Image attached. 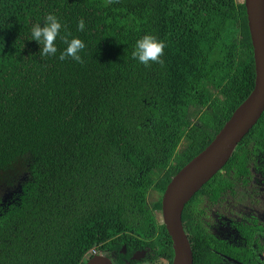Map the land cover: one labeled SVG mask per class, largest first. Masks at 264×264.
<instances>
[{"label": "trees", "instance_id": "16d2710c", "mask_svg": "<svg viewBox=\"0 0 264 264\" xmlns=\"http://www.w3.org/2000/svg\"><path fill=\"white\" fill-rule=\"evenodd\" d=\"M49 13L84 42L82 62L59 59V38L39 56L30 28ZM146 34L163 42L162 62L132 58ZM255 77L244 0H0V264H86L94 251L126 264L145 249L144 262L172 264L163 195ZM260 152L264 113L184 209L193 264H216L220 243L202 225L204 199L248 181Z\"/></svg>", "mask_w": 264, "mask_h": 264}, {"label": "water", "instance_id": "95a60500", "mask_svg": "<svg viewBox=\"0 0 264 264\" xmlns=\"http://www.w3.org/2000/svg\"><path fill=\"white\" fill-rule=\"evenodd\" d=\"M254 49L255 85L249 97L233 113L215 139L189 162L167 186L162 199V219L172 239V264H193L191 242L183 226V212L193 197L209 183L233 157L238 145L264 113V0H244ZM122 253L126 254V247ZM138 252L132 261L145 258ZM86 264H114L106 254H95Z\"/></svg>", "mask_w": 264, "mask_h": 264}, {"label": "flooded vegetation", "instance_id": "af4514ba", "mask_svg": "<svg viewBox=\"0 0 264 264\" xmlns=\"http://www.w3.org/2000/svg\"><path fill=\"white\" fill-rule=\"evenodd\" d=\"M249 170L248 181L240 179L214 202L204 199V211L200 214L202 225L215 242H220L212 243L210 248L216 264H264V153L253 157ZM250 185L260 189L261 197L239 198L238 193L243 191L246 195ZM143 251L147 253V260L150 259V250ZM143 251L135 252L132 257ZM236 254L239 260L233 257ZM132 257L125 263L134 262Z\"/></svg>", "mask_w": 264, "mask_h": 264}, {"label": "clouds", "instance_id": "9594fccd", "mask_svg": "<svg viewBox=\"0 0 264 264\" xmlns=\"http://www.w3.org/2000/svg\"><path fill=\"white\" fill-rule=\"evenodd\" d=\"M85 27V22L81 19L78 24V31H84ZM63 28L64 25L60 18L49 13L44 17L42 23H35L31 26L30 41H35L40 45V57H47L56 55L58 51L56 41L59 38L66 45L64 50L60 52L59 59L65 60L70 57L72 60L82 62L79 53L85 48L84 42L78 37L68 39L62 35ZM163 49L162 41L154 35L146 34L136 40L132 58L145 66H149L150 62L160 63L162 62L160 57L163 54Z\"/></svg>", "mask_w": 264, "mask_h": 264}, {"label": "rangeland", "instance_id": "374dc122", "mask_svg": "<svg viewBox=\"0 0 264 264\" xmlns=\"http://www.w3.org/2000/svg\"><path fill=\"white\" fill-rule=\"evenodd\" d=\"M259 194H261L260 193V189L258 188V189H255V186L254 185H250L248 188H247V190H246V195H245V193L242 191V192H239L238 193V196H239V198H241V199H246L247 198V196H249V195H251L254 199L255 198H258V197H261ZM157 197H158V194H156L155 192H153L152 194H151V196H150V202H153L154 200H156L157 199ZM231 200V199H230ZM148 257H147V255L145 256V258L144 259H142V260H146ZM141 262V261H140ZM142 264H147V263H142ZM159 264H162V262L161 263H159Z\"/></svg>", "mask_w": 264, "mask_h": 264}, {"label": "built area", "instance_id": "2783aa9c", "mask_svg": "<svg viewBox=\"0 0 264 264\" xmlns=\"http://www.w3.org/2000/svg\"><path fill=\"white\" fill-rule=\"evenodd\" d=\"M93 253H94V254H96V252H95V251H94Z\"/></svg>", "mask_w": 264, "mask_h": 264}]
</instances>
